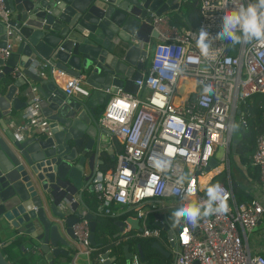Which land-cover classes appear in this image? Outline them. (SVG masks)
<instances>
[{
    "label": "water",
    "instance_id": "1",
    "mask_svg": "<svg viewBox=\"0 0 264 264\" xmlns=\"http://www.w3.org/2000/svg\"><path fill=\"white\" fill-rule=\"evenodd\" d=\"M190 1L195 0H5L12 16L9 26L0 21V47L10 38L13 48L0 57V233L7 236L0 244V264H11L2 251L11 244L29 264L67 262L72 224L82 216L89 220L95 243L96 221L92 210L82 213V190H93L101 180L102 150L115 158L112 133L99 117L119 87L136 91L134 80L142 74L147 46L158 35L152 14H181ZM45 59L82 74L88 93L67 95L52 74L30 69L32 62ZM21 119L29 126L18 132L14 126ZM242 137H232L229 152H235ZM218 162L212 156L207 169ZM227 165L211 183L230 177L233 189L244 187L231 176L229 160ZM127 220L138 226L137 218ZM116 223L114 236L124 226L121 219ZM152 247L170 256L157 240ZM122 249L124 264H131L129 244ZM137 250L142 264H148L139 243ZM110 251L97 264H112L116 256L111 258Z\"/></svg>",
    "mask_w": 264,
    "mask_h": 264
},
{
    "label": "built area",
    "instance_id": "2",
    "mask_svg": "<svg viewBox=\"0 0 264 264\" xmlns=\"http://www.w3.org/2000/svg\"><path fill=\"white\" fill-rule=\"evenodd\" d=\"M195 1L200 17L193 25L179 26L169 13L152 14L157 42L148 66L134 80L136 91L119 87L99 117L122 149L116 153L115 166L102 172L93 190L103 202L133 210L129 217L138 219L137 227L125 219L117 244L133 236L159 238L166 229L167 249L172 256L168 264H264V254L251 253L246 242V231L260 220L264 201L257 197L237 201L230 177L227 183H213H219L228 194L226 214L203 217L196 225L186 220L177 222L179 230H175V220L170 219V208L187 204L189 199L200 203L207 198L205 189L213 185L211 181L222 165L214 167L215 175L207 166L220 146L226 148L228 157L237 108L242 111L241 104L248 97L264 92V45L255 41L232 45L228 40L215 39L214 48L205 57L197 47L196 36L201 28L216 35L222 25L224 0ZM11 16L5 0H0V21L9 26ZM12 48L13 40L9 38L6 46L0 47V57L5 58ZM170 64H179L182 70L167 67ZM29 67L34 72L52 74L67 95L88 93L82 74L51 65L49 59L32 62ZM185 78L190 80L180 93L179 83ZM208 83L214 92H203V84ZM25 111L30 116L33 105ZM239 118L245 128L243 111ZM28 126L29 122L22 120L14 127L23 132ZM157 159L170 161V167L158 171L153 167ZM250 164L258 168L264 186V129L255 135ZM181 175L187 177L183 186L176 183ZM106 211L115 213L109 208ZM149 215L152 219L147 224ZM72 228L71 261L76 263L79 254L90 257L96 247L87 218L80 217ZM99 261L101 257L96 264ZM130 263L142 264L135 248L131 249ZM112 264L120 263L115 257Z\"/></svg>",
    "mask_w": 264,
    "mask_h": 264
},
{
    "label": "clouds",
    "instance_id": "3",
    "mask_svg": "<svg viewBox=\"0 0 264 264\" xmlns=\"http://www.w3.org/2000/svg\"><path fill=\"white\" fill-rule=\"evenodd\" d=\"M232 7L229 8L228 5ZM225 9L222 17V25L215 36H212L206 28H201L196 36L197 47L201 53L208 57L210 51L214 48L213 41L215 39L228 40L230 44L237 45L242 43L257 42L264 45V0H224L223 7ZM167 67L179 72L181 67L179 64H170ZM204 93L214 92L213 85L203 84ZM237 125H233L235 129ZM158 171H165L170 167V161L155 160L153 163ZM187 177L181 175L177 178L176 183L183 186ZM206 199L200 203L192 202L189 199L187 204L175 208L171 212L173 220L180 222L188 221L192 225H196L203 217L213 214H226L229 211L228 194L226 190L219 184H213L205 189ZM190 189L185 192L188 197Z\"/></svg>",
    "mask_w": 264,
    "mask_h": 264
},
{
    "label": "trees",
    "instance_id": "4",
    "mask_svg": "<svg viewBox=\"0 0 264 264\" xmlns=\"http://www.w3.org/2000/svg\"><path fill=\"white\" fill-rule=\"evenodd\" d=\"M191 4V6H189ZM190 1L186 10V15L188 16V20H191L194 23H197L200 17V12L197 6H194V4ZM171 19L174 23H178L179 18L175 13L171 14ZM146 67L149 64L148 60H145ZM253 101L250 103L249 100H246V103L244 104V108L242 109L243 114L247 120V125L242 129L243 137H242V143L239 149L241 147H246V150H248V153L243 154L241 161L247 164L248 171L251 175L254 177L258 175V168L255 166H251L250 164V158L251 153L254 150V142H255V135L257 132L263 130V123H264V115L262 111L264 110V92H257L252 94L250 97ZM247 98V99H248ZM117 143V142H116ZM117 145V152L122 149V145L119 143ZM116 159H110L108 154L104 155V163L101 166V169L104 171L108 168H113L115 166ZM234 194L236 196L237 201L242 200H249L251 198L249 192L245 191L241 187L234 188ZM84 197L86 198V192L83 193ZM88 195H90L94 201L100 202L102 205V209H100L98 216L96 217V225L94 230V239H95V250L91 253V259L93 261H97L101 254L104 253L107 249H111V252L116 255L117 261L120 264H124V254L122 249L123 243H128L130 249L135 248L137 249V243H139L143 255L144 260L148 264H168L172 256L165 257L162 253H160L158 250H156L154 247H152V242L154 240H157L155 237L151 236H133L130 239L126 240L123 243H116V240L118 238L117 236H113L114 230H115V223H114V215H111L110 212L106 211V208H109L110 210H114L116 207V203L114 202H108L105 203L101 199L98 198L96 192L94 190L89 191ZM132 210H125L121 214V217H126L127 215L131 214ZM116 216V215H115ZM158 241V240H157ZM13 244L6 245L2 248V251L4 253L6 247H10V250L12 249ZM17 255V259L22 264H29L25 260V256L20 254L21 252L18 248L17 250L13 251ZM5 254V253H4ZM121 255L122 261L118 260V256ZM6 259L13 264L5 255Z\"/></svg>",
    "mask_w": 264,
    "mask_h": 264
},
{
    "label": "crops",
    "instance_id": "5",
    "mask_svg": "<svg viewBox=\"0 0 264 264\" xmlns=\"http://www.w3.org/2000/svg\"><path fill=\"white\" fill-rule=\"evenodd\" d=\"M194 3V6L195 5V1L193 2ZM187 5L185 6V10L184 12H182L181 14L180 13H176L175 14L178 16L179 18V22L176 23L178 24L179 26H182V25H193V24H196L194 22H192L191 20H188V16L186 15V10H187ZM166 13H169L170 15L172 14V12H166ZM157 42V39L156 38H152L151 40V43L147 46V50H148V55L147 57L144 59V62H143V67H142V70L144 68H146V65H145V60H148L150 62V56L151 54L153 53V47L155 45V43ZM152 50V53L149 54V52ZM62 83V82H61ZM61 85V84H60ZM246 100H249V102L251 103L253 101L252 98H248ZM246 103V101L241 104V108L243 109L244 108V104ZM242 111H240L239 113L237 112V114H241ZM263 115H264V110L262 111ZM22 121V119L20 120ZM19 124V123H18ZM16 125V124H15ZM242 125H241V135L243 134L242 133ZM241 138V136L239 137ZM242 140V139H241ZM240 140V143L239 145L237 146V149L235 150V159H236V163L238 165H236L235 167H231V164H230V173H231V176L233 175V178L234 180H236L237 182H242L244 183V187H241L243 188L245 191L249 192L250 196L251 197H257L259 198L261 201H264V186L260 183V180H259V176H253L249 173L248 171V168H247V164L242 162L240 158H242V155L243 154H247L248 153V150L244 149V147H241V143L242 141ZM117 141L114 139V138H111L110 139V144L113 148V153L115 155V158H111L110 157V154L109 152H107L106 150H102L101 152V158L103 159V162L102 164L104 163V155L108 154L109 158L110 159H116V153H117ZM221 150V154H222V159L219 160L218 165H222L220 167V171L222 170H225L228 168V161L229 160V154L230 152L228 151V157L226 155V148H223L222 146L218 147L216 150H215V153H214V156H216V154ZM242 151L241 155L239 154V152ZM252 154V153H251ZM251 160V158H250ZM230 162V161H229ZM250 162V161H249ZM102 164H99L98 167L101 168ZM216 166V165H215ZM214 166V167H215ZM212 167L210 169V172L212 174L215 175L216 173V170L217 168H214ZM256 167V166H255ZM227 180V179H226ZM224 180L223 182L224 183H227V181ZM89 191H92L90 190L89 188H85L84 190H82V200L84 202V204L86 205V207H84L83 205H80L81 209L83 210H92L93 213H94V219L96 220V217L98 216V213L100 211V209H102V205L100 202H96L93 200V198L88 195V192ZM86 192V198L84 197L83 193ZM125 210H128L126 207L122 206V205H116L114 211L115 213L114 214H111V215H114V223L116 225L115 227V230H114V233L117 232L119 230L118 228V224L116 223V220L118 219H121L123 220V223L125 222V219H128V217L132 214H129L127 215L125 218L124 217H121V214L120 213H123V211ZM116 215V216H115ZM125 224V223H124ZM136 227V226H135ZM114 233H113V236H114ZM6 239H7V236H3V234L0 233V244L1 243H4L6 242ZM73 242V241H71ZM246 242H247V245L251 251V253H263L264 254V211L262 213V216L260 218V221L259 223H257L252 229L250 230H247L246 231ZM5 255L7 256V258L14 264H16L15 262H17L18 264H22L21 262L18 261L17 259V255L15 254V252L11 251L10 250V247H6L5 248V251H4ZM72 253H73V249L70 250V254L68 255V260L67 262H59V264H96L95 261H93L91 259V257H87L83 254H79L77 257H76V263H73L71 261V258H72ZM109 256L112 258L113 256H116L115 254H113L111 251L109 253ZM101 257V256H100ZM117 259V257H116ZM113 260V259H112Z\"/></svg>",
    "mask_w": 264,
    "mask_h": 264
},
{
    "label": "rangeland",
    "instance_id": "6",
    "mask_svg": "<svg viewBox=\"0 0 264 264\" xmlns=\"http://www.w3.org/2000/svg\"><path fill=\"white\" fill-rule=\"evenodd\" d=\"M191 2L193 3L194 1H191ZM188 4H187V6H188ZM195 4H196V1H195ZM189 6H191V4ZM151 53H152V50L149 52V54H151ZM239 116H240L239 114H236L235 121H234V124L238 126L235 129L233 128L232 137H235V138H239L241 136V122H240ZM235 154H236L235 152H230V154H229V161H230L231 167H235L236 165H238L235 162L236 161ZM216 156H217L218 160L222 159V154H216ZM249 165H251V164H249ZM251 166L253 167V165H251ZM232 177H233V175H232ZM170 209L174 210V208H170ZM132 214H134L133 210H132ZM151 219H152V216L149 215L148 220H147V224H150ZM176 223H177V221L173 222L174 225H176ZM167 235H168V231L166 229H163L160 237L157 238L158 242L165 248H168L170 246L168 241H167ZM132 249H134V248L132 247ZM118 260L122 261L121 255L118 256ZM123 260H124V257H123ZM15 263L18 264L17 262H15Z\"/></svg>",
    "mask_w": 264,
    "mask_h": 264
},
{
    "label": "bare ground",
    "instance_id": "7",
    "mask_svg": "<svg viewBox=\"0 0 264 264\" xmlns=\"http://www.w3.org/2000/svg\"><path fill=\"white\" fill-rule=\"evenodd\" d=\"M189 80H190V78H185V81H181L179 83V85H180L179 86L180 93H183L185 91L187 83H188Z\"/></svg>",
    "mask_w": 264,
    "mask_h": 264
},
{
    "label": "flooded vegetation",
    "instance_id": "8",
    "mask_svg": "<svg viewBox=\"0 0 264 264\" xmlns=\"http://www.w3.org/2000/svg\"><path fill=\"white\" fill-rule=\"evenodd\" d=\"M244 149H246V147H244Z\"/></svg>",
    "mask_w": 264,
    "mask_h": 264
}]
</instances>
